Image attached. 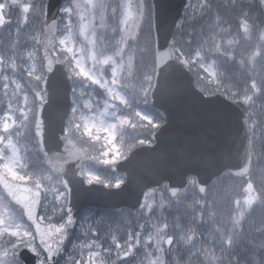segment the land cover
Listing matches in <instances>:
<instances>
[{
  "label": "snow or ice",
  "instance_id": "1",
  "mask_svg": "<svg viewBox=\"0 0 264 264\" xmlns=\"http://www.w3.org/2000/svg\"><path fill=\"white\" fill-rule=\"evenodd\" d=\"M192 7V0H189L188 8ZM14 9L19 13L16 41L10 49L0 53V78L4 81V96L8 99L7 111L0 117V185L3 186L0 203L10 198L19 211H0V264H26L22 255L24 251L37 258L35 264H60L56 258L65 254V242L77 225L65 165L80 166L82 155L74 150V145L69 147L72 138L79 132L81 137H88L85 143L99 142L103 133V144L98 155L102 157L99 162L106 166L115 165L121 158L127 159L137 146L152 145L161 123L139 110H133V102L150 106L158 83L161 95L174 92L168 78L177 66H182L196 77V87L204 97L215 95L220 91L219 77L206 61L209 55L223 57L225 62L235 61L231 46L238 41L234 37L228 38L231 33L223 27L227 21L219 16L213 0L197 4L202 18L211 17L214 11L217 12L215 22L208 25V32L202 33L199 46L193 49L191 39L183 44L177 40V34L189 19L186 12L181 22L175 25L176 30L163 55L159 54L158 47L152 52L153 45H158V37L153 39L155 13L149 0H136L135 3L133 0H119L115 4L107 0H68L59 15L53 18H49L48 5L44 0H0V28L11 23ZM241 15L240 29L244 39L253 42L255 50L247 59L239 61L242 93L226 90L222 94L234 103L243 105V123L247 126L243 153L246 163L235 175L246 184V195L243 202L235 199L236 212L230 215L227 226L221 227L213 222L211 228L201 230L202 225L207 223L204 218V207L208 203L207 186L193 178L188 179L187 187L170 188L165 183L160 191L170 193L167 201L169 208L178 211L179 206L191 197L192 203L188 206L190 214L185 212L189 217L186 224L181 222L179 215L170 224L164 216V196L161 195L157 202L155 195L145 193L136 215L151 220L148 213H152L154 207L160 210L158 221L150 224V231L142 235L145 224H140L141 231L129 229L123 242L113 234L111 244L104 247L99 240V230L89 226L82 233L86 239L71 244L73 252L67 253L68 259L64 264H143L137 260V249L147 254L148 264H167L163 254L172 256L173 264H264V225L256 229L245 225L246 212H254V205L264 209V187H254L250 171L258 150L264 157V72L256 71L257 64L264 68V0H258V3L250 0L248 10L241 9ZM97 17L100 27L109 17L118 21L113 29L117 38L110 54L107 51L108 42L102 36L97 37ZM22 25L36 28L45 38L44 41L36 38L35 43L44 44V60L47 61L40 73H37L34 62L25 69L31 78L27 85H22L17 78L21 68L17 60H23L18 51ZM57 33L60 35L57 36ZM142 35L146 37V50L153 55L151 71L138 89H133L129 94L127 79L123 74L127 72L131 75L134 58L129 56L125 61V55ZM77 36L83 43L76 39ZM57 52L62 55L50 58L57 56ZM28 60L34 61V53H28ZM85 60L91 61V68L86 66ZM57 64L63 65L70 73L68 79L71 82V105L62 125L63 134L59 137L60 141L65 142L64 152L59 151L60 145L52 142V148H48L45 143L46 124L42 117L44 106L48 103V89L44 85L48 83V74L57 70ZM105 66L110 68V77L105 72ZM199 69H203L208 76H202ZM9 71L11 76L5 74ZM214 82L217 87H210ZM13 85L9 95V88ZM25 87L27 91L22 93ZM97 88L103 90L102 94L96 92ZM97 95L100 99L93 103ZM101 107L103 110L99 111ZM28 123L35 128L39 151L44 157H48L51 151L58 166L44 171L29 168L12 139L14 134L21 135L20 128ZM89 147L95 148V144L90 143ZM81 174L86 175L89 185L96 181L103 183L105 188H119L123 183V177L102 180L100 175L91 170L84 173L82 168ZM150 191L155 193L156 190ZM50 205L53 213L61 214V222H53L49 215ZM121 215L127 222V217L133 213ZM75 252L79 253V258L74 255Z\"/></svg>",
  "mask_w": 264,
  "mask_h": 264
},
{
  "label": "water",
  "instance_id": "2",
  "mask_svg": "<svg viewBox=\"0 0 264 264\" xmlns=\"http://www.w3.org/2000/svg\"><path fill=\"white\" fill-rule=\"evenodd\" d=\"M62 1L44 0L48 5L49 18L59 15ZM151 3L154 6L156 25L153 38L158 37L154 52L158 47L159 54L163 55L167 52L166 47L175 25L187 8V0H151ZM40 40L44 41L45 38L41 36ZM39 50L44 65L47 61L44 60L43 43ZM55 67L57 70L48 74V83L44 85L48 89V103L44 106L42 117L46 124L45 143L48 148H52V142L60 145L59 151L64 152L65 142L60 141L59 137L63 134L62 125L71 105V87L64 66L57 64ZM168 79L169 85L175 91L169 95H161L158 83L157 90L153 93V103L150 105L164 122L156 131L152 145L135 149L127 159L111 170L112 173H121L124 177L119 188L107 189L96 184L89 185L81 174V168L85 163L98 168L99 163L82 148L72 142L69 145L70 148L74 145V150L82 155L80 166L65 165L68 174L66 178L72 189L71 206L76 219L82 211L90 208L135 211L142 203L144 194L151 189L158 190L165 183L170 188L187 187L189 177L207 187L226 172L233 179L242 180L235 173L246 163L243 153L247 126L243 123V105L221 95L204 97L195 87L193 76L182 66H177ZM33 134L35 136L34 127ZM44 158L50 167L58 166L51 151ZM0 189L3 192L2 185ZM166 194L170 196L169 192ZM8 201L10 202V198ZM10 204L18 208L14 202ZM22 255L26 264H35L37 258L33 254L24 251Z\"/></svg>",
  "mask_w": 264,
  "mask_h": 264
},
{
  "label": "trees",
  "instance_id": "3",
  "mask_svg": "<svg viewBox=\"0 0 264 264\" xmlns=\"http://www.w3.org/2000/svg\"><path fill=\"white\" fill-rule=\"evenodd\" d=\"M67 2L68 1H66L65 4H67ZM107 2L111 3V0H107ZM203 2L204 0H192V5H193L192 9L187 8L184 12V15L186 12H188L189 19L184 24L183 29L177 34V40L180 41L181 44L184 43L185 40L191 39L193 42L192 43L193 49H196L199 46V44H197V40L198 39L202 40V33L208 32V25L210 23H214L216 20V15H217L216 11L213 12L211 17H207V16H204L203 18L201 17V13L199 12V10H197V4ZM249 2L250 0H213L215 9L218 10L219 16L227 21V23L223 24V27L227 28L231 33V35L228 38L238 37L240 41L241 38H243V36L240 34V30H241L240 20L243 19L241 15V9L245 11L248 8ZM256 2L258 3V0H256ZM256 23L259 24L260 21L257 20ZM96 24H97L98 38L102 36L104 40L108 42V47L112 51L113 45L115 44V40L117 38L116 34L114 32L112 34L111 32L114 28H116L113 27L112 25V18L109 17L106 20L104 26L100 27L99 18L97 17ZM204 38L207 37L205 36ZM231 49L233 50V55L236 57L235 61L229 60L225 62L223 57H213L211 55H209L207 59V61L212 62V67H213L212 70L215 71L219 77L220 91L217 92L216 94H221L224 97L226 96L222 93L225 92L226 90L239 91L241 93L243 91L242 75H241V70L239 69V61L240 58L242 57L239 55V52L236 51L234 44L231 46ZM129 52L135 53L134 48L133 47L129 48L126 54ZM39 66H40V72H42L43 68L40 62H39ZM209 79H212V77H209ZM195 84H196V77H195ZM210 87L215 88L217 87V84L214 82ZM156 121L162 123L161 119L158 116H156ZM20 132L21 135L16 136L14 134L12 139L15 142V144L18 145L20 150V155L28 162L29 168H33V170H37V171H44L45 169H50L46 165L42 157V154L39 151L38 144L33 136V125L31 123H28L26 127L20 128ZM129 132H131L130 129ZM78 142L81 145H83L89 151V153L94 155V153L91 151L89 146L82 144L79 140ZM122 159L124 158H121L118 161ZM251 179L254 182V187L256 188L264 187V157L260 155L259 150L256 156L253 157V164L251 167ZM236 183H240L242 189L239 187L234 188L233 185H235ZM242 184L245 186H243ZM224 186H228V188H224ZM243 187H246V184L244 183L243 180H233L228 174L222 175L219 179L215 180L210 185L208 190V197H207L208 203L204 207V218L207 221V223L202 225L201 230L211 228L213 226V222H215L216 225H219L220 221L224 218L223 211H224L225 198H230L233 199L234 201L235 200L234 192L236 189L239 192L245 194V192L243 191ZM196 194L198 195V193ZM151 195H155L157 202H159L161 195L164 196L165 205H166L164 209V216L167 217L168 222L170 224L176 221L178 215L181 217L182 223L186 224L188 222L189 217H186L183 211L186 207L188 208L189 211H191L190 208L188 207L189 205H191V203L189 202L183 203V205L179 206V210L177 211L174 208L168 207L167 204L168 198L165 192L161 193V191L159 190L155 193H152ZM49 207L52 206L50 205ZM253 207H254V212L248 213V215L245 216V225L250 226L253 229H256L264 225V209H261L256 205H254ZM10 209L11 211L14 212L18 211V210L16 211V209L14 210L13 208ZM113 213L115 212L93 211L94 214L93 217L98 216L99 219H93V218L89 219L87 217H84L83 218L84 221L79 220L75 233L69 237L66 247L64 248L65 254L61 255L58 259L60 261V264H64V261L68 259L67 253L73 252V249L71 247V244L73 242L79 243L86 239V237L82 233L84 231H87L89 229V226H91L92 229H98L100 231L101 227L103 226V222H105V220H107L108 222L114 221V217H112L114 215ZM131 213H135V212H131ZM159 215H160V210L154 207L153 212L148 213V216L151 217V220H148L147 217H145L144 219L141 217H137L136 220L132 219L127 224H124V226L131 229L132 231H137L136 228L140 224H145L144 230L146 233L147 231L151 230L150 224L158 221ZM51 216L53 222H57V223L61 222V214L59 212L52 213ZM255 234L259 235V233H255ZM89 235H91V233H89ZM99 240L101 244L105 246L106 241H104L100 237ZM78 255L79 254H77L76 257H78ZM155 255L156 254L153 253V257H155ZM140 258L144 260L143 264H148L147 254L145 256L141 255ZM163 258L165 259L167 264H173L172 256L168 254H163ZM184 258L186 259L187 257ZM193 259L196 258L193 257Z\"/></svg>",
  "mask_w": 264,
  "mask_h": 264
},
{
  "label": "rangeland",
  "instance_id": "4",
  "mask_svg": "<svg viewBox=\"0 0 264 264\" xmlns=\"http://www.w3.org/2000/svg\"><path fill=\"white\" fill-rule=\"evenodd\" d=\"M22 2H23V0H22ZM118 2H119V0H111V4H115ZM247 10H248V8L245 11H247ZM18 16H19L18 11L14 9L12 12V15L10 17L11 23H9L3 30L0 31V53H2L6 49H10L12 44L16 41V28H17L16 19ZM117 24H118V21L116 19L112 18L113 27H116ZM240 34L243 36V38H241V41H240V39H238V37H236L235 39L238 42L234 43V46H235L236 51L239 52V55L242 57L240 59H247L248 56H250L251 53L254 51L253 42L244 39V33L242 30H240ZM59 35L60 34L58 33V36ZM256 35H259V33H257ZM40 36L41 35L37 31L36 28L29 26V25H22L21 26L18 51H19L20 56L23 57V60L19 59L20 62L22 61V63H21L22 68H20V73H22V75L20 73L19 74L24 78L23 81L19 79L22 85H27L29 79H31L30 77H28L27 71H25V69L31 67L33 62L35 63L37 73L40 72V70H39L40 66H39V62L37 60L39 57L38 52H37L38 51L37 48H38L39 44L35 43V39L36 38L39 39ZM76 39L80 40V38L78 36L76 37ZM57 43H58V41H57ZM80 43H83V41L80 40ZM200 43H201V39H198L197 44H200ZM133 48L135 50V53L129 52L125 55V61L128 60L129 56H132L134 58L133 69H132L131 75H129L127 72H125L123 74L125 76V78L127 79V83H128L127 91H129V94H131V91L133 89H138V87H139L140 83L143 81L144 77L150 73L151 64H152L151 52L146 50V37L145 36L142 35L139 42L136 43L133 46ZM107 51L109 54L111 53V50L109 48H107ZM29 52L34 53V61L28 60V53ZM59 55H62V54L57 52V57ZM84 62L88 68H91V61L90 60H85ZM206 62L209 66L212 67V62H210V61H206ZM107 67L108 66H105V72L108 70L109 71L108 76L110 77V68L107 69ZM212 69H213V67H212ZM239 69H240V65H239ZM199 71H200L202 76H208V73L204 72L203 69H199ZM256 71L257 72H264V68H262L259 64H257L256 65ZM5 74L10 75V76L12 75L10 71L6 72ZM81 79H83V78L81 77ZM3 83H4L3 79L0 78V117H2L4 115L5 111H7V105H8V99L4 96ZM12 87H14V85L10 86L9 95H11ZM24 91H27L26 87L22 88V93ZM102 91L103 90H101V89H98V88L96 89V92L98 94H102ZM22 93L20 95L21 106H23V104H22ZM97 99H100L99 95H97L93 98V103H95V101ZM30 100H31V95H30ZM120 107L122 108L123 106L121 105ZM132 109L133 110H139L143 114L148 115V116L152 117L154 120H156L157 115L154 113V111H152L150 106L139 105V104H135V102H133ZM102 110H103V108L101 107L99 109V111H102ZM85 112H87L86 109H85ZM16 115L19 116V113L17 112ZM103 135L104 134L102 133L101 134V140L99 142L92 141V142H88V143H85L86 141H88V137L86 135L81 137L80 133L77 132L75 137L82 144L87 145V146H89L90 143H94L95 148H92V147H89V148L94 153L95 158L98 161H100V159L102 157H100L97 152H99L100 146L103 144ZM13 143H15V142L13 141ZM75 144H77V143H75ZM109 158H111V156H109ZM104 166H106V165H104ZM107 167H108V170H104L103 168L95 169L91 166H85L83 168V172L87 173V171L91 170V171L95 172L96 174L100 175L102 180H113L114 178H117V177H123L121 174H113L110 172V169L113 167V165H107ZM84 176L87 179L86 175H84ZM93 183L103 184V183H98L96 181H93ZM243 186H245V185H243ZM233 187L234 188L239 187L242 189V186L240 185V183H236L235 185H233ZM111 188H117V187L113 186ZM224 188H228V186H224ZM243 191H244V187H243ZM149 195H151V193H149ZM245 195L246 194L239 192L237 189L234 192V198L240 199L241 202H243ZM234 201H233V199L225 198V200H224V211H223L224 212V218L220 221L219 226H221V227L227 226V221H228L230 215L233 214L234 212H236V207H235ZM185 202L192 203L191 197L186 199L184 201V203ZM8 205H9L8 202L6 203V201L4 200L2 203H0V211H5V212L11 211V209L8 207ZM51 208L52 207H49V215H51L53 213L51 211ZM93 211L94 210H90V209L86 210L85 212H87V213L83 212L81 214V216L79 217V220H83L84 217H87L89 219H92V218L93 219H99L98 216L93 217L94 216ZM108 212H115V213H113L114 215L112 216V217H114V221L108 222L107 220H105V222H103V226L101 227V230L99 231V237L102 238L104 241H106L104 247H107L111 244V236L113 234H115L121 242H123L126 239L127 231L129 230V228L124 226V224H127L132 219L136 220L137 217H141L143 219L145 218V217L136 215V213H133V215L127 217V222H126L124 220V218L122 217L121 213H123L125 216H127V214L129 213L127 210H124V211H121V210L120 211H108ZM183 212L184 213L188 212L190 214V211L188 210L187 207L184 209ZM248 213L249 212H246V215H248ZM185 216L188 217L187 215H185ZM181 222H182V219H181ZM136 229H137V231H141L139 226ZM144 234H145V230H143V232H142V235H144ZM136 252L138 253L137 260L144 262V260H142L140 258V256L141 255L145 256L146 253L142 249H137ZM77 254H79V253L78 252L74 253V255H77ZM77 258H79V255Z\"/></svg>",
  "mask_w": 264,
  "mask_h": 264
},
{
  "label": "bare ground",
  "instance_id": "5",
  "mask_svg": "<svg viewBox=\"0 0 264 264\" xmlns=\"http://www.w3.org/2000/svg\"><path fill=\"white\" fill-rule=\"evenodd\" d=\"M153 39H154V38H153ZM152 52H154V45H153V49H152ZM152 52H151V53H152ZM151 56H153V55L151 54Z\"/></svg>",
  "mask_w": 264,
  "mask_h": 264
}]
</instances>
